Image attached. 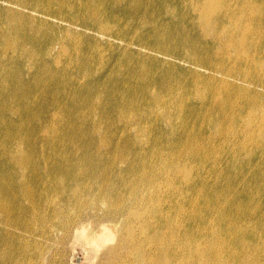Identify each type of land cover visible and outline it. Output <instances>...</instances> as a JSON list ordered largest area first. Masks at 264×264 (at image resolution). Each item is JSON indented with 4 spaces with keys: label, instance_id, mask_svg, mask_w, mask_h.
Wrapping results in <instances>:
<instances>
[{
    "label": "bare ground",
    "instance_id": "1",
    "mask_svg": "<svg viewBox=\"0 0 264 264\" xmlns=\"http://www.w3.org/2000/svg\"><path fill=\"white\" fill-rule=\"evenodd\" d=\"M260 204L264 0H0V264H264Z\"/></svg>",
    "mask_w": 264,
    "mask_h": 264
},
{
    "label": "rangeland",
    "instance_id": "2",
    "mask_svg": "<svg viewBox=\"0 0 264 264\" xmlns=\"http://www.w3.org/2000/svg\"><path fill=\"white\" fill-rule=\"evenodd\" d=\"M149 53V52H148ZM149 55L153 56L152 58L157 61H161L159 57H155L154 55L150 54ZM155 57V58H154ZM165 62L170 63L169 61L165 60ZM46 99L48 102H51L54 100V96L52 92H48L46 95ZM58 99L60 100L61 103L68 104L70 103L69 99L65 96H59ZM103 122H106L102 118L100 119ZM128 132V129L126 130ZM132 133L134 131L132 130ZM263 205L264 204H260ZM108 223V224H107ZM111 223L109 222H104L105 227H109ZM92 227V226H91ZM94 228V231H97V228L92 227L91 230ZM90 229V226H89ZM110 231V230H109ZM112 234V232H110ZM108 234V232L106 233ZM62 233H59V231L56 233V237H60ZM56 240V238H54ZM112 239V238H111ZM83 239L79 238H74L72 235L68 236L67 239H64L61 241V243L57 245H53L50 243L49 247L50 250L48 249V252L46 255H48L50 258L55 254L54 260L50 261V264H98L100 260L101 253L105 249V247L111 242H109V238L107 239H100V243H102V247L98 251H96L93 245L90 246V243L88 241H82ZM104 245V246H103ZM48 263V264H49ZM44 264H47L46 262Z\"/></svg>",
    "mask_w": 264,
    "mask_h": 264
}]
</instances>
